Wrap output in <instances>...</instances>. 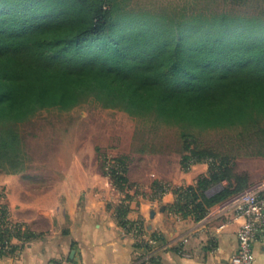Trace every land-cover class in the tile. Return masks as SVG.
Instances as JSON below:
<instances>
[{
  "label": "trees",
  "instance_id": "obj_1",
  "mask_svg": "<svg viewBox=\"0 0 264 264\" xmlns=\"http://www.w3.org/2000/svg\"><path fill=\"white\" fill-rule=\"evenodd\" d=\"M217 1L133 12L121 0H0V169L19 163L18 124L97 103L178 127L184 169L210 163L196 185L174 189L197 219L246 189L245 179L234 185L231 159L200 150L195 132L241 128L264 157V0H232L220 10ZM102 167L117 188L128 185L125 159ZM118 210L128 233L148 231L125 219L124 205ZM9 239L0 226V246Z\"/></svg>",
  "mask_w": 264,
  "mask_h": 264
},
{
  "label": "crops",
  "instance_id": "obj_2",
  "mask_svg": "<svg viewBox=\"0 0 264 264\" xmlns=\"http://www.w3.org/2000/svg\"><path fill=\"white\" fill-rule=\"evenodd\" d=\"M70 151L29 163L38 168L32 173L27 167L0 176V226L10 237L0 246V264H142L144 250L133 236L138 233L162 237L156 241L159 264H229L243 220L233 212L218 214V204L197 219L191 206L178 204L174 191L196 185L209 166L198 163L186 170L181 162L149 156L128 165V185L119 189L103 164ZM121 205L125 219L148 231L128 233L118 217ZM253 248L254 264H264V240Z\"/></svg>",
  "mask_w": 264,
  "mask_h": 264
},
{
  "label": "rangeland",
  "instance_id": "obj_3",
  "mask_svg": "<svg viewBox=\"0 0 264 264\" xmlns=\"http://www.w3.org/2000/svg\"><path fill=\"white\" fill-rule=\"evenodd\" d=\"M127 10L158 11L163 7H182L188 3L200 1V7L208 0H121ZM214 9L231 7L232 0H218ZM252 4H246L251 7ZM213 9V10H214ZM19 136V148L16 156L19 163L14 168L0 169V176L20 173L28 167L38 169L36 164L42 160H54L65 157L75 150L78 157L108 163L110 167L118 159H125L128 165L134 161L167 160L168 164L179 165L182 162L183 140L178 127L156 126L120 109L105 108L97 103L60 111L57 109L37 113L29 121L15 128ZM241 128H218L197 130V144L200 150H210L231 159L233 182L238 186L239 179L247 181L248 188L264 183V157L254 154L256 147L250 145L241 135ZM27 164V165H26ZM164 164V163H163ZM210 166L209 162H205ZM103 168V167H102ZM23 171V174L28 170ZM19 175V174H18ZM226 182L209 190V195L218 193ZM239 193V192H238ZM237 194V193H236Z\"/></svg>",
  "mask_w": 264,
  "mask_h": 264
},
{
  "label": "built area",
  "instance_id": "obj_4",
  "mask_svg": "<svg viewBox=\"0 0 264 264\" xmlns=\"http://www.w3.org/2000/svg\"><path fill=\"white\" fill-rule=\"evenodd\" d=\"M216 212H233L243 220L238 232V249L230 257L229 264H254V243L264 240V183L254 184L232 195L216 207ZM136 233V232H135ZM139 243L147 246L139 258L140 263L156 264L158 257L156 240L145 239L141 234H133Z\"/></svg>",
  "mask_w": 264,
  "mask_h": 264
},
{
  "label": "snow or ice",
  "instance_id": "obj_5",
  "mask_svg": "<svg viewBox=\"0 0 264 264\" xmlns=\"http://www.w3.org/2000/svg\"><path fill=\"white\" fill-rule=\"evenodd\" d=\"M3 65H4V60H3V57L0 56V72H2ZM261 106L264 107V100H262V105Z\"/></svg>",
  "mask_w": 264,
  "mask_h": 264
}]
</instances>
